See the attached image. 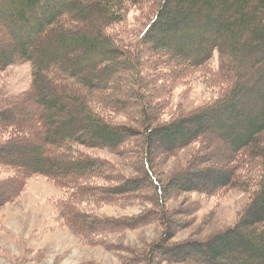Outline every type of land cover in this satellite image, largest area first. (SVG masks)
<instances>
[{
  "label": "trees",
  "instance_id": "obj_1",
  "mask_svg": "<svg viewBox=\"0 0 264 264\" xmlns=\"http://www.w3.org/2000/svg\"><path fill=\"white\" fill-rule=\"evenodd\" d=\"M17 27L25 28V38L0 40V71L28 63L30 82L23 92L0 95V211L41 175L61 193L49 198L56 226L82 245L118 250L119 264H264V66L246 86L249 52L234 43L248 34L249 47L264 60V0H0V28ZM156 30L177 42L152 38ZM214 56L218 66L211 68ZM194 70L217 98L154 125L161 105L152 103L188 84ZM156 84L160 92L149 89ZM246 92L258 98L256 111L245 113L253 117L244 125L234 123L227 169L202 188L196 181L206 178L193 174V166L212 138L201 140L204 115L230 111ZM23 101L29 109L9 113ZM195 141L198 147L165 175L162 167ZM234 186L250 197L232 226L196 239L208 219L192 236L173 240L196 221L200 205L191 193L211 196ZM106 206L139 210L115 216L100 211ZM154 224L159 233L142 249L108 240ZM236 231L238 240H231Z\"/></svg>",
  "mask_w": 264,
  "mask_h": 264
},
{
  "label": "rangeland",
  "instance_id": "obj_2",
  "mask_svg": "<svg viewBox=\"0 0 264 264\" xmlns=\"http://www.w3.org/2000/svg\"><path fill=\"white\" fill-rule=\"evenodd\" d=\"M139 26L140 23L137 22L130 28L135 29L134 35H136V29ZM0 33V40L4 44H13L25 38L24 27H17L7 33L0 28ZM151 35L155 39L177 42V39L173 35L170 36V34L162 33L158 30L152 32ZM247 35L244 40L236 38L234 41V43L238 44L237 46L243 47L245 53L246 51L249 52V55L247 54L248 61L245 64L247 72L243 81L246 86L254 81V78L258 76L264 66V60L260 62L262 56L259 53V49L249 47L251 43L248 42ZM230 43H233V41ZM197 54L199 55L200 53L198 52ZM210 65L211 68L218 66L216 56L210 60ZM189 73L188 84H180L175 89H170V92L165 95L166 98L157 97L155 102L152 103L151 106L156 104L155 108L161 105L159 110L161 114L154 120V125L168 122L182 113L187 114L206 106L207 102L216 97L215 90L210 89L205 83L206 78L202 71L194 70ZM209 75H212V73L210 72ZM29 82V64L25 62L16 63L0 71V95L23 92L28 88ZM158 85H150L149 89L153 88L155 92H160ZM162 99L166 100L162 101ZM257 99L254 93L246 92L237 97L236 100H232L233 107L230 111L228 110L227 112L226 107L220 108L219 112H213V114L206 113L204 115L201 134H204L205 137H202L201 140L203 139L204 141L206 138L208 140L210 134L212 138L208 149L206 148L207 146L202 145L205 147L202 151L204 153L197 158L199 161L193 166L195 170L193 174L206 178V181L201 179L203 182L200 180L196 181V183H201L202 188H207L206 184L210 180H214L215 173L224 172L227 169L225 156L229 147L228 139L234 133V123L242 122L241 124L244 125V122L246 123L253 117L251 116L247 119L245 113L256 111L255 104L257 107ZM16 107V105H13V108L9 109V113H12L14 117L20 116L19 114L24 109H29L28 105L25 104L21 107ZM226 113H228V117L224 119L223 115ZM116 119L125 122L122 117L116 116L114 120ZM219 119L222 121L219 122ZM131 124L137 126L136 122ZM34 141V139L21 140L14 145L16 149H20V143L26 142V144H22L28 146L27 143H33ZM199 142L201 145L200 140ZM197 147V141L192 142L189 148L187 147V150L182 151L178 157L171 159L162 167L165 175L180 167L189 156V149L192 150ZM96 152L111 160H116L115 156L108 151L100 149L96 150ZM29 155L32 156L31 153ZM12 156L15 157V153ZM17 159H19V156ZM123 170L128 174L135 173L137 175L134 170L129 168L124 167ZM60 194V191L51 182L46 180L44 176L39 175L28 180L18 199L2 207L0 211L2 214L0 222V264H17V259H24L29 264H86L87 261L101 264H119V260L115 256L120 253L118 250L108 251L101 247L82 245L69 230L56 226L54 207L51 201L49 202V198L58 197ZM249 197V193L246 190H241L236 186L229 187L226 190L220 191L219 194L211 196H205V194L198 192L191 193L189 198L197 201L200 205H198L199 209L195 213L196 221L189 229L175 236L173 240H182L192 236V231H194L195 227L200 225L202 221L206 223L208 219L209 221L204 225V229L195 234L196 239L203 240L217 230L232 226L237 221L242 208L247 204ZM138 210L139 208L135 207L122 209L106 206L101 208L100 211L119 216L122 214H133ZM158 233L159 227L154 224L134 231L111 234L108 240L113 243H122L135 249H142L155 239ZM238 236V231L230 235L231 240L236 241L238 240ZM31 257L33 261L30 262L29 259Z\"/></svg>",
  "mask_w": 264,
  "mask_h": 264
}]
</instances>
